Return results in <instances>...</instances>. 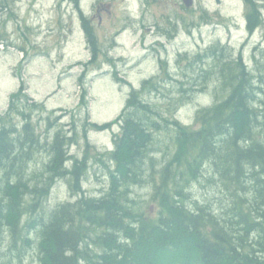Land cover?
I'll return each mask as SVG.
<instances>
[{
	"label": "trees",
	"instance_id": "16d2710c",
	"mask_svg": "<svg viewBox=\"0 0 264 264\" xmlns=\"http://www.w3.org/2000/svg\"><path fill=\"white\" fill-rule=\"evenodd\" d=\"M8 6L0 0V8ZM258 9L251 3L250 32L262 23ZM84 25L89 29L91 23ZM92 50L89 63L101 51L94 41ZM226 54L227 48L216 44L189 57L191 65L209 58L221 63L215 71L205 65L198 78L181 81L182 94L166 112L146 98L163 90L161 81L146 79L129 93L115 121L100 126L90 120L82 133L79 127L70 132L58 127L46 140L34 118L39 110L53 124L46 104L24 90L11 93L7 110L0 112V264H13L2 252L7 231L15 243L37 242L39 264H264V62L257 59L255 72L242 55ZM214 73L221 96L198 109L195 125L182 122L176 117L179 106ZM166 76L173 75L167 70ZM18 116L20 121H12ZM113 123L119 125L114 148L99 152L108 188L86 194L82 186L90 155L71 154L68 146L81 137L90 142L89 128ZM169 129L175 151L158 167L154 136ZM41 150L49 154L45 176L34 182L39 172L30 174L28 167ZM62 178L74 196L46 209L45 198ZM202 180L224 190L216 199L194 197L192 185ZM136 186L150 190L156 212H143L145 199L134 197ZM33 211L39 217L23 222ZM34 224L39 228L35 242L27 237Z\"/></svg>",
	"mask_w": 264,
	"mask_h": 264
},
{
	"label": "rangeland",
	"instance_id": "374dc122",
	"mask_svg": "<svg viewBox=\"0 0 264 264\" xmlns=\"http://www.w3.org/2000/svg\"><path fill=\"white\" fill-rule=\"evenodd\" d=\"M7 2V8H0V112L7 110L9 96L16 90H24L33 99L44 102L47 113H52L53 124L41 118L39 110L34 113L37 130L44 140L50 139L49 135L58 127L67 132L73 126L79 127L82 133L90 120L100 126L115 121L129 93L141 87L146 79L161 81L163 90L152 92L146 98L166 112L171 101L182 94L181 81L186 83L193 77L198 78L205 65L216 70L221 58L191 65L193 56L216 44L226 47L231 58L242 55L244 64L252 71L258 66L257 59L264 62V0H195L189 9L182 0ZM251 3L260 8L257 13L262 23L253 34H248L245 19ZM86 20L91 23L89 29L84 25ZM93 41L101 51L97 61L89 63ZM167 70L173 76H166ZM215 73L206 84L194 86L196 91L179 106L176 117L182 122L195 125L198 109L211 105L221 96V84ZM20 119L18 116L12 121ZM118 126L113 123L107 128H89L90 142L81 137L68 146L71 154L81 158L90 155L82 186L86 194L100 195L108 188L109 173L104 171L99 157L100 153L105 155L114 148ZM171 132V129L158 131L154 136L158 167L175 151ZM48 157L41 150L30 162L29 173L39 172L34 182L45 176L44 162ZM68 164H72L71 160ZM192 189V195L199 199H216L224 190L205 180L194 182ZM132 190L134 197L145 199L143 212L157 211L149 189L136 186ZM73 196L67 178H62L50 189L44 206L53 208ZM32 216L39 217L33 211L24 216L23 222ZM28 229L27 237L38 241V226L30 225ZM6 233L2 252L7 261L40 263L37 242L28 245L18 240L15 243L9 231Z\"/></svg>",
	"mask_w": 264,
	"mask_h": 264
},
{
	"label": "water",
	"instance_id": "95a60500",
	"mask_svg": "<svg viewBox=\"0 0 264 264\" xmlns=\"http://www.w3.org/2000/svg\"><path fill=\"white\" fill-rule=\"evenodd\" d=\"M220 2V0H217ZM195 0H183V3L185 4L186 7H191L194 4Z\"/></svg>",
	"mask_w": 264,
	"mask_h": 264
},
{
	"label": "flooded vegetation",
	"instance_id": "af4514ba",
	"mask_svg": "<svg viewBox=\"0 0 264 264\" xmlns=\"http://www.w3.org/2000/svg\"><path fill=\"white\" fill-rule=\"evenodd\" d=\"M99 6H100V4H99ZM248 17H249V14H248V12H247V13H246V19H245V20L247 21V27H248V25H249V18H248ZM254 30H255V29H254ZM254 30H253V31H254ZM253 31L250 32L249 29H248V34H253ZM250 38H251V37H250Z\"/></svg>",
	"mask_w": 264,
	"mask_h": 264
}]
</instances>
